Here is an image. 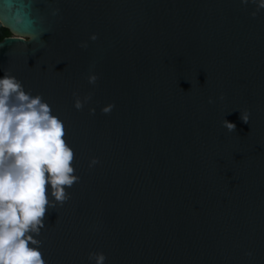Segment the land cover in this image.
<instances>
[{
	"label": "water",
	"instance_id": "water-1",
	"mask_svg": "<svg viewBox=\"0 0 264 264\" xmlns=\"http://www.w3.org/2000/svg\"><path fill=\"white\" fill-rule=\"evenodd\" d=\"M0 24V77L63 121L79 177L37 237L47 264H264V9L0 0ZM74 92L92 93L81 110Z\"/></svg>",
	"mask_w": 264,
	"mask_h": 264
},
{
	"label": "clouds",
	"instance_id": "clouds-1",
	"mask_svg": "<svg viewBox=\"0 0 264 264\" xmlns=\"http://www.w3.org/2000/svg\"><path fill=\"white\" fill-rule=\"evenodd\" d=\"M249 2L241 0L245 5ZM251 2L257 10L264 9V0ZM58 12L59 9H53L52 15ZM256 14L251 13L253 17ZM21 20L20 15L15 16L17 23ZM17 35L21 40L31 36ZM90 39L96 40V34ZM81 47H87V43L82 42ZM98 79L90 70L88 83L95 85ZM73 95L77 110L92 98V93L83 98L75 92ZM113 108L110 103L101 111L110 114ZM89 111L94 114L95 108ZM240 118L248 123L249 114L240 112ZM222 124L228 132L235 131L233 122L224 119ZM64 137L63 121L52 113L41 95L26 91L22 82L8 73L0 77V264H47L40 251L42 242L37 239L45 227L47 210L57 204L62 206L70 198L66 188L79 181L72 165L74 152ZM98 162L93 157L89 166ZM88 259L104 264L106 256L103 252H90Z\"/></svg>",
	"mask_w": 264,
	"mask_h": 264
},
{
	"label": "trees",
	"instance_id": "trees-1",
	"mask_svg": "<svg viewBox=\"0 0 264 264\" xmlns=\"http://www.w3.org/2000/svg\"><path fill=\"white\" fill-rule=\"evenodd\" d=\"M6 36H10V32L7 28L0 24V40Z\"/></svg>",
	"mask_w": 264,
	"mask_h": 264
}]
</instances>
